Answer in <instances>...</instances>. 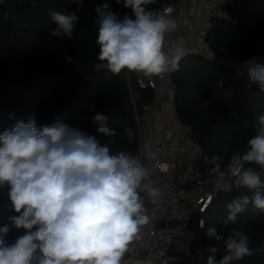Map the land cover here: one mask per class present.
<instances>
[{"label":"clouds","instance_id":"obj_1","mask_svg":"<svg viewBox=\"0 0 264 264\" xmlns=\"http://www.w3.org/2000/svg\"><path fill=\"white\" fill-rule=\"evenodd\" d=\"M73 2L79 6L83 0ZM116 3L130 12L121 16L107 0L95 7L97 60L107 71L145 78L179 71L183 47L165 44L167 35L179 27L177 19L149 9L155 0ZM49 17L55 25L50 35L57 39H71L80 23L75 10H51ZM257 60L253 57L242 66L264 91V64ZM108 122L106 114L92 116L98 134L116 137ZM254 128L246 147L234 151L223 169L220 154L200 155L210 166L209 175L218 181L216 190L230 191L234 185L250 193L227 203L225 226L237 224L239 214L250 205L264 211V114L257 117ZM124 133L127 143H133L132 128L125 126ZM111 143L60 120L38 128L34 116L27 123L17 120L0 134V186L7 185L15 213L0 226V264H126L125 257L133 253L143 227L150 223L141 193L154 201L160 191L146 163L124 148L113 151ZM142 149L148 161L156 159L149 143ZM199 226L204 227L203 220ZM13 229L24 234L8 243ZM207 237L218 246H208L206 264H234L252 255L250 236L240 227L232 228L226 239L210 227ZM220 251L224 255L217 260Z\"/></svg>","mask_w":264,"mask_h":264},{"label":"trees","instance_id":"obj_2","mask_svg":"<svg viewBox=\"0 0 264 264\" xmlns=\"http://www.w3.org/2000/svg\"><path fill=\"white\" fill-rule=\"evenodd\" d=\"M180 1L155 0L148 8L155 10ZM103 2L83 0L77 6L73 0L0 1V134L10 130L17 120L27 123L34 116L38 128L60 120L96 135L102 142L111 139L113 151L124 148L137 155L138 119L144 107L152 103L155 91L141 88L137 73L113 75L97 60L95 7ZM107 2L121 16L130 12L116 0ZM222 9L225 16L213 21L208 34L217 59L189 53L179 62L180 69L172 73V79L178 119L183 126L191 127L201 154L222 156L223 169L234 151L246 147L257 117L264 114V91L250 81L242 66L253 57L264 64V0H232ZM51 10L78 12L80 23L71 39L50 35L55 27L50 22ZM221 80L223 85L219 86ZM95 112L109 116L108 126L117 131L116 137L105 138L96 132L92 123ZM125 126L134 132L131 144L127 143ZM241 195L250 193L234 185L230 191H217L205 212L194 210L185 223L193 237V250L201 251L198 264H206L208 246H218L207 237L210 227L223 233L225 239L234 227L245 230L250 236L252 255L234 264H264V211L250 205L239 214L237 224L224 225L227 203ZM10 215L15 213L7 185L0 186V226L7 223ZM200 219L204 221L203 228L198 225ZM22 234L24 230L13 229L6 242L12 243ZM223 255V251L218 252L216 259Z\"/></svg>","mask_w":264,"mask_h":264},{"label":"built area","instance_id":"obj_3","mask_svg":"<svg viewBox=\"0 0 264 264\" xmlns=\"http://www.w3.org/2000/svg\"><path fill=\"white\" fill-rule=\"evenodd\" d=\"M231 1H203L201 11L196 18L199 28L193 36L189 49H184L183 58L195 52L207 59H217L209 45L208 34L212 29L213 21L225 16L222 6ZM154 11L171 16L181 13L174 5H164ZM138 84L143 89L150 88L159 92L170 102L175 100L176 86L172 73L153 78H145L141 75ZM146 108L147 106L144 107ZM182 132L201 154L200 145L194 140L191 127L182 126ZM154 153L156 159L152 161L151 180L159 189L160 197L158 200H151L150 223L144 226L141 239L135 242L133 253L126 256L125 261L146 257L164 264L170 261L198 264L201 261V251L193 250V237L184 225L194 210L204 213L209 207L218 191L216 190L218 181L214 176H210L209 172L181 167L176 148L166 139L158 143ZM172 219H178L180 226L174 229L157 226L160 220ZM201 220L203 219L199 222Z\"/></svg>","mask_w":264,"mask_h":264},{"label":"crops","instance_id":"obj_4","mask_svg":"<svg viewBox=\"0 0 264 264\" xmlns=\"http://www.w3.org/2000/svg\"><path fill=\"white\" fill-rule=\"evenodd\" d=\"M203 1L204 0H181L174 4V6L181 11V13H177L173 16L177 19L179 27L174 33L167 35L165 41L166 47L179 45L182 46L183 49H189L193 36L199 28L196 18L201 11ZM138 120L140 150L137 153V156L142 162L148 165L150 179L152 161H148L145 158L142 145L149 143L154 152L158 143L164 139L176 148L177 158L181 163V167L189 170L209 172V166H201L198 164L201 154L198 152L195 145L190 143L183 134V125L177 117L174 102L168 101L159 92L155 91L152 103L144 109V113ZM141 196L149 214L151 200L147 198L146 193L142 192ZM130 261L132 264H164L159 260H153L146 257ZM127 262L128 261H126V264Z\"/></svg>","mask_w":264,"mask_h":264},{"label":"water","instance_id":"obj_5","mask_svg":"<svg viewBox=\"0 0 264 264\" xmlns=\"http://www.w3.org/2000/svg\"><path fill=\"white\" fill-rule=\"evenodd\" d=\"M198 164L201 165V166L205 165V162H204V160L201 157L198 160ZM157 226L159 228L167 227L169 229H174V228H177V227L180 226V222L178 221V219H172V220H169V221L160 220L158 222ZM167 264H182V263L180 261H170Z\"/></svg>","mask_w":264,"mask_h":264},{"label":"rangeland","instance_id":"obj_6","mask_svg":"<svg viewBox=\"0 0 264 264\" xmlns=\"http://www.w3.org/2000/svg\"><path fill=\"white\" fill-rule=\"evenodd\" d=\"M242 67L241 66H239V69H241Z\"/></svg>","mask_w":264,"mask_h":264}]
</instances>
